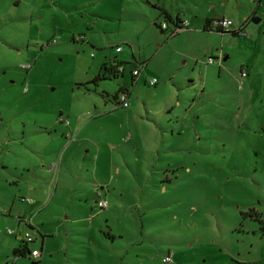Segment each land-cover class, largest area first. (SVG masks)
<instances>
[{"label":"rangeland","instance_id":"374dc122","mask_svg":"<svg viewBox=\"0 0 264 264\" xmlns=\"http://www.w3.org/2000/svg\"><path fill=\"white\" fill-rule=\"evenodd\" d=\"M150 1L0 0V264H264V0L220 5L255 6L242 34L161 32Z\"/></svg>","mask_w":264,"mask_h":264},{"label":"crops","instance_id":"0c3cea01","mask_svg":"<svg viewBox=\"0 0 264 264\" xmlns=\"http://www.w3.org/2000/svg\"><path fill=\"white\" fill-rule=\"evenodd\" d=\"M226 1L227 0H224V2L222 0H154V1H152V2L150 1V2L153 3L154 6H156V8L158 10L156 13L162 14L163 13L162 9H164L172 17L178 16L179 18H182V17L186 18L188 21V24H191V25L198 27V28L200 27L202 29H216V28H213L209 25V19L213 15H221V14L232 17V18H233V14H235L236 18H234V19H235V21L237 19L236 23H237V25H240V24H242V22H244L246 20L248 15L251 14L252 11H254L255 6H257V3L259 2V0H256L255 6L251 7V10H249V8H246V7H243L242 9L238 10L237 6L239 4L235 3V1L233 2V4H230L229 7H220V5H222V4L226 5V3H227ZM237 1L239 2V0H237ZM247 9L250 12H248ZM235 11H237V12L235 13ZM162 17H163V15H162ZM164 19L165 18L163 17L162 19L157 20V25H158V28L161 32H167L166 28H161L159 26V22L161 20H164ZM165 20H167V19H165ZM167 22L171 23V20H167ZM219 31L227 32V31H222V30H219ZM161 35L165 36L163 33ZM144 58H146V57H144ZM140 60H142V59H140ZM123 71H124V66H123ZM9 150L11 151V153H13L16 156V159L18 161V163H13L12 166L18 167V169H19L18 176H20V178L24 177L25 180H27L28 174L30 172H35V170L39 169V171L41 173L39 176H41L42 178L45 179V177H46L45 171H47L46 168H42V166L38 162H28V160L24 159L25 155H28V154L34 155L35 154L34 152L36 151V157L41 155V161H42L43 160L42 159L43 152L41 150H37L34 147H23L21 150H17L14 148V146H10ZM56 151L57 150H54L53 153H55ZM19 157L21 160H19ZM53 160L51 159L49 164H48L49 168H51V169H53V167H55V165H56V167H58L57 164L51 165V162ZM15 175H17V174H15V173L10 174L12 179H13V177L15 178ZM22 198H23V196H22ZM23 199H26V198H23ZM29 200H30V198H29ZM17 217L19 218V214L17 215ZM30 220H31V217H30ZM31 225L34 226V224H31ZM98 229L101 230V227L99 226ZM37 230L40 233V237L38 236L36 239V241L39 242V244L38 245L34 244L32 246H29L28 243L26 244L27 248L38 247L40 249V253L37 256H33L32 258H39L40 257V255L43 252V246L45 245L46 236L48 234H51V232L49 230L44 229V227L42 225L38 226ZM34 238L35 237L33 236L32 240ZM14 245H17V244H14ZM263 258H264V256H259L257 259H263ZM236 260L239 262H245V261L252 260V258L236 257ZM62 264H70V259L65 258L63 260Z\"/></svg>","mask_w":264,"mask_h":264},{"label":"built area","instance_id":"2783aa9c","mask_svg":"<svg viewBox=\"0 0 264 264\" xmlns=\"http://www.w3.org/2000/svg\"><path fill=\"white\" fill-rule=\"evenodd\" d=\"M188 24V21L186 18H180L178 22H167V20H161L159 22V26L162 28H168L171 27L173 31H178L179 28L185 26ZM209 25L213 28H222V30H235L236 32L239 33H244V31L240 28V25H237L235 23H233L232 19L229 16L226 15H213L210 17L209 19ZM115 48L117 50H119L121 48L120 45L115 46ZM29 62H25V65H28ZM118 68H121V65H118ZM138 67L132 68V72H137ZM243 73V71L241 72ZM149 83H154L156 81V77L155 76H150L147 80ZM127 92L125 90H122L120 92H118L117 94V98H118V104H127ZM54 164H58V160H53L51 162V165ZM96 204L103 207L107 205V201L104 198H97L96 200ZM23 237L26 241H30L32 240L33 236L30 234V232L28 230H25L23 232ZM30 255L32 256H37L40 253V249L38 247H31L29 250ZM164 260L166 259H170L169 255H165L163 257Z\"/></svg>","mask_w":264,"mask_h":264},{"label":"trees","instance_id":"16d2710c","mask_svg":"<svg viewBox=\"0 0 264 264\" xmlns=\"http://www.w3.org/2000/svg\"><path fill=\"white\" fill-rule=\"evenodd\" d=\"M162 15H163V17L165 18V19H167V20H171V22H178L179 21V17L178 16H174V17H172L171 15H169V13L167 12V11H165L164 9H162ZM162 28V27H161ZM216 29H218V30H222V28H217L216 27ZM166 31L168 32V34H173V33H175V32H177V31H173L172 30V28L171 27H168V28H166ZM222 31H229V32H234L235 30H222ZM236 32V31H235ZM237 33V32H236ZM119 45V44H118ZM117 46V45H116ZM117 50V49H116ZM138 62H140L141 61V63H142V65H143V63H144V59H142V60H137ZM107 62H109V64L107 65ZM123 62H124V60H121V59H118V58H116V56H113V57H111L108 61H106V60H104L103 62H102V66H103V68H104V70L102 71V72H97L93 77H92V79H96L97 77H99V76H105V75H117V74H120V75H122L123 74ZM132 62H136V60H133ZM118 65H121V68H118ZM136 67V65L134 66V67H132V68H135ZM132 68L130 69V76H131V79H134L135 78V75L140 71V69H138L137 70V72H132ZM122 90H125L126 91V87L125 86H122V85H120L117 89H116V91L114 92V97H117V94H118V92H120V91H122ZM127 92V91H126ZM117 103H118V101H117ZM18 220H24V222H27V223H29L30 224V226H32L31 224H32V222L30 221V217L28 218V217H24L22 214H19V219ZM8 230H9V228H8ZM27 242L28 241H26L24 238H23V242H20L19 244H17V245H13V247H12V253H13V255L15 256V255H17V254H24L25 253V251H27L28 252V254H30L29 253V250H30V248H27V246H26V244H27Z\"/></svg>","mask_w":264,"mask_h":264}]
</instances>
